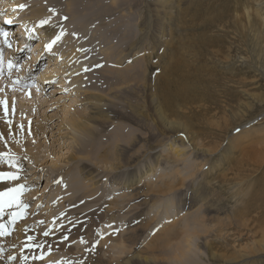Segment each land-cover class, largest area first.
Here are the masks:
<instances>
[{
  "label": "rangeland",
  "instance_id": "374dc122",
  "mask_svg": "<svg viewBox=\"0 0 264 264\" xmlns=\"http://www.w3.org/2000/svg\"><path fill=\"white\" fill-rule=\"evenodd\" d=\"M11 1L0 0V28L3 22L9 24L7 21L11 20L16 30H23V23L20 25L16 21L20 20L19 16H12L9 8ZM38 1L55 9L51 21L54 19L58 25L61 24L59 30L63 29L65 33L55 44V49L63 51L71 43L79 45L82 42V57L85 55V66L88 67L81 77L83 88L79 89L74 86L77 84L76 77L62 73L66 67L54 69L58 72L56 77L47 75V70L58 64V56L54 54L57 52L51 51V55L44 56L35 52L40 35L32 38L34 30L29 37L21 34L11 38L9 32L5 31V36L0 33V101L7 102L6 105L0 103V123L16 121L21 132L24 130V134H31L25 138L13 137L11 133L0 137V153L7 154L0 157V172H14L18 177L16 180H0V192L25 186L14 194L16 202L10 206L4 203L7 197L0 199V223L4 226L0 228V233H3L0 234V264L9 263L6 256L14 247L21 251L20 264L22 258L31 259L30 264H42V260L44 264H81L92 257H102L105 261L113 258L110 264H119L131 257H135L131 264H178L173 260L171 251L162 248H153V251L141 249L151 238L179 221L177 228L182 229V219L191 209L188 205L192 202L201 204L204 200V205H198V212L204 216L206 225H213V229L201 239L208 242V248L204 247L205 254L200 252L198 258L201 264H264V0H176L172 20L165 30L175 35L172 44L177 47L184 45L188 36L194 33L188 39L187 46L174 49L175 55L183 54V60L189 66L197 62L201 68V78L208 80L209 84L206 86V96H201L206 106L193 108L194 111L187 112L186 117L169 118L175 122L171 129L156 120L146 103L149 83L153 84V90L163 89L166 76L161 78L160 75L169 66L176 90L180 91L187 85H205L190 83L192 78L188 81L183 79L185 82H182L180 78L187 75L186 72L179 77L181 70L174 66L173 61L160 58V48L157 46L153 57L146 58L145 80L141 81L139 76V81H133L132 87L127 88L126 79L110 72V68L119 70L115 65L110 66L108 61L105 63L101 49L96 45L104 42L112 30L115 31L116 24L120 23L114 43L126 41L129 33L131 38L139 36L140 26L136 24L139 13L147 20L149 15L154 14L146 12V5L138 7L137 1L142 0H80L81 6L77 7L79 16L84 11L86 13L82 29H79L78 21L73 27L67 24L68 20L73 24L67 13L68 0ZM21 5L19 11L28 4H24V7ZM217 11L221 14L214 16ZM246 11L250 13L249 17L243 15ZM96 25L104 30L103 37H97L101 33L95 36L93 30ZM91 35L99 41L90 38ZM205 41L212 43L210 50H205ZM148 45L147 42L145 47L150 50ZM217 49L219 53H215ZM39 56L41 58L37 64L33 59ZM9 63L12 64L11 68ZM32 70L35 75H30ZM43 72L46 73L44 76ZM171 77L167 75L168 79ZM170 92L175 94L171 87ZM98 95L106 97L107 104L117 116L108 115V123L98 125L83 138L87 148L81 146L79 156L88 166L96 165L103 170L99 192L93 196L88 189L87 196L85 192L88 186L80 163H74L69 171L65 169L57 174L49 164H45V160L50 163L62 158L61 153H65V157L69 155L70 146L63 135L67 121L76 111L85 109L83 99L86 96L96 98ZM19 96L31 101L38 98L36 109L41 106V116L33 114L29 118L31 124L28 128L25 127L26 123L19 122L28 119L24 109L17 112ZM16 116L21 117L16 119ZM42 125L46 126L44 134L37 131ZM134 132L143 139L135 141ZM149 135L157 139L147 144L144 140ZM170 135L185 144L189 151L187 158L178 155L180 148H171L172 142L167 138ZM36 143L37 147L38 143L42 147L37 150L40 152L39 161L27 153L17 154L26 149L25 145L33 146ZM53 145L56 147L54 152L62 147L60 156L46 155L45 152ZM120 146L128 147L129 151L122 155ZM140 155V161L128 167L127 172L124 168L129 161ZM9 157L13 159L12 164L8 162ZM111 165L122 167L123 171L108 176L105 170ZM175 168L179 171L177 175L171 172ZM120 173L123 177L121 175L119 179L129 176L131 182L138 180V176L143 178L139 185L130 186L129 193L134 191L129 195H133L134 199L123 198L127 191L117 185V180L109 178L120 176ZM169 174L177 177V181L171 185L172 190L146 195L149 185L168 181L171 177ZM74 182L82 184L81 187L70 185ZM70 187L75 190L72 192ZM194 189L197 198L190 200ZM182 200L187 203L184 204ZM206 205L211 207V212H206ZM141 206L144 210L140 211ZM221 223L227 224L222 232L219 231L223 229ZM18 230H23V233L16 234ZM61 230H64L63 236L57 241L65 246H52L49 237L59 236ZM132 231L137 237L136 241L119 242ZM151 258L153 262L148 263Z\"/></svg>",
  "mask_w": 264,
  "mask_h": 264
},
{
  "label": "bare ground",
  "instance_id": "6f19581e",
  "mask_svg": "<svg viewBox=\"0 0 264 264\" xmlns=\"http://www.w3.org/2000/svg\"><path fill=\"white\" fill-rule=\"evenodd\" d=\"M68 1L69 2H67V13L70 15V21L72 20L73 24H70L69 20L67 21V24L69 27H71V26L73 27L74 24L76 23V21H78L80 24L79 29H82L85 26L84 16L86 13L84 11V13L79 16L77 7L81 6V4L79 3L80 0H68ZM10 3L12 4L9 6V8L11 7L10 8L11 13H13L12 16L13 17L19 16L20 20H16V21H18L20 23V25H21V23H23V30H19V28H17V30H16L15 27L13 25H11V23L6 24L3 22V24L1 25V28H0V33L3 34L6 32H9V35L11 36V38L17 37V35H21V34L27 35L29 37V35L31 34V31L34 30V34L32 35V38L34 36L37 37L38 34L40 35V38H39L40 42H39V44H36L37 49L35 48L36 49L35 52L42 53L41 56H44L45 54L51 55V51L57 52L54 54L58 56L57 57L58 58L57 59L58 64L54 68L48 69L47 75H50L51 77L53 75V77L54 76L56 77L57 71L55 72L54 69H56V68L61 69L62 67H66V69L62 71L64 76H68V77L73 76V78L76 77L77 84L74 86L79 88V89H82L83 88L82 80H81L82 73H85L86 72L85 70H87V67H88V66H85V63H86V60H84L85 55L82 57V55H83L82 52H84V51H82V48L84 47L83 43L81 42V43H79V45H76L73 43H71L69 45L67 43V45H69V46L68 47L65 46L66 49L63 51L62 50L57 51L55 49L56 46L54 45L52 50L48 51L44 47L47 43L50 42V40L52 38H54L55 35L60 34L61 30H59V28H61V24L58 25L53 19V21L50 20V22H53L54 25L49 22V24L41 26L39 24V21L41 19L53 17L54 12H50V9H52V8H49L45 4L43 5V3H40L38 0H22V2H21V0H15V1L13 0ZM21 3H23V5L24 4H28V5L25 6L24 8H22L21 11H19ZM137 5H138V7H140L141 5H146L148 7V9H146V12L154 13L153 15L148 16L149 17L148 20L146 17L142 18L143 14L139 13L138 18H137V23H136L140 26V29L138 32L139 36H137V37L135 36V37L131 38V37H129L130 36V33H129L127 36L128 39L126 41L119 40L118 43H114L113 40L116 39V36H117L116 29H117V26H121V23H120L118 25L116 24L115 31L113 32V30H112V33L110 34V36L107 37V39L104 42H101L102 40L100 38L101 43H98V44L95 43V44L99 45V49H101L100 54H103V58L106 60L105 63H107V61H108L110 66L115 65L116 68H118L119 71H116L115 69L110 68L111 69L110 72L115 73L119 77L123 76L126 80L123 77H121V78H123L125 80V84H126L127 88L132 87L133 81H139V79H137L139 76H141L140 77L141 81L145 80V77H146L145 72H146V66H147L146 58H152L153 57L152 56L153 52H154V50H156L157 46H158V48H160V58L165 57L169 61H173L174 66L181 70L179 77H181V75H183L184 72H186L187 75H183V77L180 78L181 81L183 79H187V81H188V79L192 78V81L190 83L193 82L195 84L205 85V86L187 85L185 87H182L180 91L176 90L175 85H174L175 84L174 75H173V73H171L169 66H166L164 71L160 75L161 78L166 76V80H164L165 86L163 89L159 90V89L155 88L153 90V84L149 81L150 82L149 84H151V85L149 86L150 91L147 93V95L145 97L146 103H147L148 107H150L152 109V113L155 116L156 120L158 122H160L162 125H165L169 129H171V125L175 124V122L170 121L169 118L177 117V116L186 117L187 112H189V111L191 112L193 110V108H195V107L196 108L197 107L203 108L204 106H206L203 103L202 99L207 94L206 86L209 84L208 83L209 81L201 78V68L199 67L198 64H196L197 62L194 64L192 63V65L189 66V64L183 60V54H180L177 56L175 55L174 49L175 48L179 49L183 46H187L188 45V39H191L192 35H194V33H191L190 36H188V38L186 39L185 44L184 45L180 44V47L174 46L172 44L173 41H175L176 37L172 33L167 32L165 30V28L172 20V17H173L172 16L173 15L172 8H175L177 6L176 0H142V1H137ZM15 8H17L18 10H14ZM220 11H222V10H220ZM57 12H58V17H59L60 13H59V11H57ZM8 13H10V12H8ZM11 13H10V15H11ZM220 14H221V12L217 11V12H215L214 16H217ZM243 15L246 17H249L250 13L248 11H246L245 14H243ZM253 17H255V14H253ZM89 19H91V18H89ZM249 21H250V19H249ZM207 22L211 24L210 21H207ZM207 22H205V24H208ZM0 24H1V22H0ZM124 25L125 24H123V26ZM86 27H87V25H86ZM25 28L28 29L27 32H26ZM87 30H90V29H87ZM93 31L96 34L95 36H97L99 33H101V35H98L97 37H99V36L103 37L102 32L104 30L102 31V27L100 28L99 25L98 26L96 25V27H94ZM94 32H93V34H94ZM80 33L82 34L83 32L81 31ZM90 38H93L92 35ZM94 39L95 38H93V40ZM97 39H95V41ZM16 40H19V39H16ZM93 40H92V42H93ZM98 41H99V39H98ZM147 42L149 43L148 46L150 47V50H147V47H145V44ZM132 43H134V44H132ZM203 45H204L205 50H210V46L212 45V43L205 41L203 43ZM171 47H172V49H171ZM43 48H44V51H43ZM168 49L169 50L171 49L170 50L171 52L169 54H167ZM46 50L48 52H46ZM219 51L220 50L217 49L215 51V53H219ZM147 53H149V54L146 55ZM41 56H39L38 59L35 58L33 60L37 61V64H38ZM195 57H197V56H195ZM42 58H44V57H42ZM31 63L29 65L30 67H31ZM109 65L107 64V66H109ZM34 68H37V66H34ZM83 71H85V72H83ZM130 73H131V76H130ZM189 73H191V74H189ZM45 74L46 73L43 72L42 76H44ZM30 75H35V71L30 73ZM167 75L168 76L171 75L173 78L171 77L170 79H168ZM45 79H47V77H45ZM26 80L28 81V78ZM74 81L75 80L73 79V82ZM76 82H74V83H76ZM182 82H185V81H182ZM170 87L175 90L174 95L171 94ZM6 91H8V90H6ZM23 92H21V93H23ZM82 92L85 93L84 90H82ZM20 96L17 98V101H16L17 106H18L17 112H20L24 109V111L27 112V115L26 114L25 115L27 116L28 119L31 118L33 116V114L34 115L37 114L38 117L41 116L40 115L41 106L38 107V109H36V103H37L36 100L38 98L35 101H31L29 99H25V98L20 97ZM201 96H203V97L201 98ZM83 101L86 105L85 109H83V111H76V113H74L69 118V120L67 121V124H66V127H67L66 132L63 134L67 139L66 141L68 142V146H70L69 155L67 157H65V153H61L62 158L53 160V161H56L54 164H53V161L48 163L49 160L48 161L45 160V164H49V167L51 168V170H53V172H57V174H61V173H63V170H65V169H67L69 171V169H71L70 166H72L74 163H80V167H81L80 169L82 171L81 173L84 175V181L86 182L87 186L89 187V188L88 187L86 188L85 194L88 196V191L90 190V193L94 196V195H96L97 192H99L98 188H99V185H100L101 180H102L101 174H102L103 170H99L98 168H100V167H96V165L88 166L87 164H85L84 160L82 159L83 157L79 156L80 153H82L81 146L87 148V145L83 144V138L86 134L90 133L92 131V129H94L98 125H104L105 124L104 122H106V121L108 123L109 122L108 121V119H109L108 115L111 117H116L117 114L110 109L109 105L106 102L107 99L103 95H98L96 98L94 96H86V98H84ZM33 110H35L34 113H32ZM21 116H16V119H19V117H21ZM14 119H15V117H14ZM28 119L27 120L23 119V120H20L19 122H20V124L26 123L25 127L27 126V128H28V127H30V124H31L30 119L29 120ZM3 122L4 123H2V122L0 123V137H5V135H8L10 133H11V136L16 137V138L17 137L25 138V137L31 135L29 132H27L28 135L24 134L23 133L24 130L21 132L20 126L18 125V123L16 121H3ZM37 131H41L43 134L46 133V126L42 125V128L38 129ZM134 136L136 138L135 141L143 139V137L137 135L135 132H134ZM155 138L157 139V137H155L153 135H149V138L145 139L144 141L148 144V142H150V141L153 142L152 140H154ZM167 138L172 142L171 148L174 147L175 150L177 148H180V152L178 155L181 156V158H187L188 157L189 151L183 142H181L180 140H177L176 136L174 137L173 135H170ZM38 144H39L38 145L39 147H37V143L33 146H30L29 144L25 145L26 149L20 150L19 151L20 153H17V154L23 155V154L27 153V154H29V156L31 155L32 158H35L36 160H38V157H39L38 155L40 152L37 150H39L41 147L40 143H38ZM55 148L56 147L53 145L50 149H48L45 152L46 155L51 156V157L59 155V151L62 149V147L60 148V150L58 152H54ZM15 150H18V149L15 148ZM119 151L123 155L129 151V148L120 146ZM151 156H153V155H151ZM45 157L46 156H44L42 159H44ZM141 157H142V155L135 157L134 159L132 158L131 161H129V163L127 164V166L124 169L127 170L130 167H133L135 165V163L140 161ZM154 157H156V156H154ZM158 159L159 158L156 159V162ZM147 165H150V164H147ZM41 166H44V164ZM153 166H155V165L153 164ZM138 167L139 166H137L136 168H138ZM152 169H154V168H152ZM131 170H132V168H131ZM105 171H107L108 176H109L110 174H113V172H116V173L122 172L123 168L117 167V165H111ZM105 171H104V173H105ZM124 172H126V171H124ZM127 172H128V170H127ZM137 172H139V171H137ZM171 172H172V174H176V175L179 174V171L176 168L171 170ZM119 175L120 176L109 177V178L111 180H113V179L117 180V185L118 186L120 185V187H122L121 189L124 188L127 191L126 195H124L123 198L134 199L133 195H129V194H132L134 191L133 190L132 193H129L130 186L137 184L140 181V179H143V178L138 176L139 177L138 180L131 182V179H130L131 177L128 178L129 177L128 176V177L119 179V177H121L122 174L120 173ZM169 175L171 177L168 181L162 182V183H157L154 185H152V184L149 185L148 188H146V195L149 196V195H155V194H162L163 192H168V191L172 190L171 185L177 181V177H173L171 174H169ZM130 176H132V175H130ZM122 177H123V175H122ZM145 181H146V178H145ZM72 184H75L76 188H80L82 185V184H78L77 182L71 183L70 185H72ZM137 185H139V183ZM134 188L135 187H133V189ZM70 189L72 190V192L75 190L74 187H70ZM136 190H137V188H136ZM138 190H139V188H138ZM192 193H191V196H189L190 200H192L193 198H197L195 189H194V193L193 194ZM127 195H129V196H127ZM181 199H183V198H181ZM143 201H144V199H143ZM183 202H184V204L187 203V201L185 202V200ZM203 202L201 204L200 203L196 204L195 202H192L191 204L188 203L189 204L188 207L191 209H190V212L186 213L185 217L182 219V222H181L182 226H183L182 229L177 228V226H179L178 224L180 221L175 226H170V227L165 228L159 235L151 238L150 242L141 250L150 249L151 251H153V248H162L164 250L171 251L173 253V256H172L173 260L176 261L178 264H201L200 260L198 259V258H200V252L205 254L203 252L204 247H205V249L208 248V245H207L208 242H206V240H201V239H203V237L206 234H210L212 229H213V227H212L213 225L211 226L210 225L211 223L206 225L207 221L203 219L204 216L201 214L199 215L200 212H198L199 211L198 209L200 206H198V205H204ZM131 203H130V205H131ZM143 206H141L140 207L141 209H138V210L141 211L143 209ZM206 207L208 208L206 210V212L211 210V207L209 205H206ZM164 209H165V207H164ZM166 209H167V206H166ZM135 210H136V208H135ZM106 211H109V210L106 209ZM136 211H133V212H136ZM142 213H144V212H142ZM137 215H139V213ZM132 218H133V216L131 217V219ZM1 225H3V224H1ZM220 226L223 227V229L219 230L220 232H222L223 230H225V228H227V224H225V223H221ZM129 229H130V227H129ZM63 231L64 230H61V234L59 236H56V237L50 236L49 237V241L52 243V246L57 247L59 245V246H62V248L65 246L64 244L60 243L61 241H57L58 239L60 240L61 237L63 236V233H62ZM21 233H23V230L16 231V234H21ZM219 237L221 238L222 236H219ZM136 240H137V237H135L134 232L132 231L131 234L128 233L127 235H125L123 237V240H120L119 242L124 243L126 241H136ZM199 240H201V241H199ZM9 247H11V246H9ZM194 247L196 249H194ZM209 249H210V247H209ZM207 251H208V249H207ZM20 253H21L20 249L16 248V247H14L10 251H8V255L6 256L8 261H9L8 264H20V259H19ZM136 256H138V255H136ZM28 258H30V257H28ZM133 258H135V257H131V258H128L127 260H123L121 263L122 264H131L130 261ZM112 259L113 258H107V261H105V260H103L102 257H97V258L92 257V258H89L88 262L82 261L81 264H99V262H101L103 264H110L112 262L110 260H112ZM139 259L142 262H144L143 259H141V258H139ZM30 261H31V259H30ZM30 261L22 258L21 264H30ZM151 262H153V258L148 260V263H151ZM41 263L44 264L43 260ZM121 263H119V264H121ZM1 264H3V263H1ZM140 264H143V263H140Z\"/></svg>",
  "mask_w": 264,
  "mask_h": 264
},
{
  "label": "snow or ice",
  "instance_id": "6c2138e0",
  "mask_svg": "<svg viewBox=\"0 0 264 264\" xmlns=\"http://www.w3.org/2000/svg\"><path fill=\"white\" fill-rule=\"evenodd\" d=\"M21 7H24V6L21 5ZM50 11L55 12V9H50ZM64 19H67V17H65ZM50 20H51V17H48L46 19H41L39 21V24L41 26L47 25V24H49ZM7 22L11 23L12 21L9 20ZM4 35H7V33H4ZM64 35H65L64 31H63V29H61L60 34L59 35H55L54 38H52L50 40V42L45 45L46 49L48 51H51L53 46L57 42H59ZM11 67H12V64L9 63V68H11ZM29 95H31V93H29ZM0 103H4L6 105L7 102L6 101H0ZM5 111H7V107H5ZM5 155H7V154L6 153H0V157L5 156ZM8 162L10 164H12L13 163V159L11 157H9V161ZM17 178H18L17 177V173H14V172H0V180H2V179L16 180ZM24 187H25L24 185H19L16 188H9L5 192H0V199L7 197L8 199L5 200L4 203H7L10 206L13 202H16V197H15L14 194L19 193ZM25 207H26V205H25ZM13 215L15 216L16 214L14 213ZM3 227H4L3 225H0V228H3ZM0 234H3V233H0ZM45 235H47V233H45ZM29 239H31V237H29ZM65 239H67V238L65 237Z\"/></svg>",
  "mask_w": 264,
  "mask_h": 264
}]
</instances>
